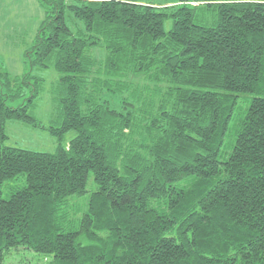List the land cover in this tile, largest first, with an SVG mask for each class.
<instances>
[{
	"label": "trees",
	"instance_id": "trees-1",
	"mask_svg": "<svg viewBox=\"0 0 264 264\" xmlns=\"http://www.w3.org/2000/svg\"><path fill=\"white\" fill-rule=\"evenodd\" d=\"M36 1L26 72L0 64V264L19 248L47 264H264V0ZM13 122L56 152L6 146Z\"/></svg>",
	"mask_w": 264,
	"mask_h": 264
},
{
	"label": "rangeland",
	"instance_id": "rangeland-1",
	"mask_svg": "<svg viewBox=\"0 0 264 264\" xmlns=\"http://www.w3.org/2000/svg\"><path fill=\"white\" fill-rule=\"evenodd\" d=\"M143 5H161L165 6L171 4L175 0H136ZM39 11L31 12L29 10H23L19 4L16 6L11 0H0V64L3 65L5 71L12 76H21L25 70V53L29 51L34 44L40 21L37 17H41L44 12L42 8L38 6ZM9 14H12V18L17 14V18L20 24L24 26L23 30H15L11 28V24L8 23L7 18ZM214 16L210 12L205 13L204 24L213 25ZM14 21V20H13ZM67 23L73 30L76 21L69 15L67 17ZM15 26V22H13ZM79 25V24H78ZM172 27V22L169 20L165 23V30L168 32ZM95 56L100 59L104 57V50L98 48L95 50ZM34 74L40 75L45 79L42 92L40 93L36 102L37 109L34 114L36 119L40 123L48 128L51 123L57 121L59 118V102H58V87H59V74L53 70L35 71ZM136 82L143 85L142 79H136ZM28 91L27 98H29L30 90ZM109 100L112 101V105H117L121 97L112 98L109 96ZM24 103L23 98L17 99L15 103L10 104L15 107ZM6 134L8 140L5 143L8 147H15L20 149L29 150L39 153H55L58 147V143L49 132L45 129H32L24 126L20 123H8L6 126ZM75 137V132H70L65 136L63 141V147H69L70 141ZM16 185V183L14 184ZM22 184H19L21 187ZM92 187V179L89 183V191ZM102 235V234H101ZM87 243V242H86ZM50 257L36 254L35 252L26 248H19L14 250L5 258L3 264H47Z\"/></svg>",
	"mask_w": 264,
	"mask_h": 264
},
{
	"label": "crops",
	"instance_id": "crops-1",
	"mask_svg": "<svg viewBox=\"0 0 264 264\" xmlns=\"http://www.w3.org/2000/svg\"><path fill=\"white\" fill-rule=\"evenodd\" d=\"M11 2L15 3L16 6H18V4H19L20 8H22L25 11L29 10L30 13L39 11L40 8H38V6L41 7L36 0H11ZM42 11H43V9H42ZM37 18L39 21L41 20L40 21V24H41L43 19H44V14L41 17H37ZM7 21L9 24H11V28H16L15 30H23V28H24V26H22V24L19 23L18 18H17V14L14 15V18H12V14H9ZM13 22H15V26L13 25Z\"/></svg>",
	"mask_w": 264,
	"mask_h": 264
}]
</instances>
